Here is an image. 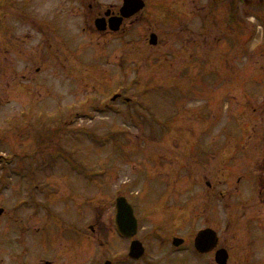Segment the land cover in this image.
Returning a JSON list of instances; mask_svg holds the SVG:
<instances>
[{
    "label": "rangeland",
    "instance_id": "1",
    "mask_svg": "<svg viewBox=\"0 0 264 264\" xmlns=\"http://www.w3.org/2000/svg\"><path fill=\"white\" fill-rule=\"evenodd\" d=\"M26 1L33 7L29 15L39 6L47 19L50 10L65 23L59 32L67 26L72 40L49 52L44 36L23 20L25 0H0V151L6 155L0 160V205L15 217H35L34 199H24L38 185L49 195L54 217H115L116 198L124 195L136 216L145 217L147 231L156 226L150 224L154 217H185L173 227L187 233L212 220L221 244L232 247L230 264H264V92L256 72L264 61L261 33L249 43L250 51L259 49L249 56V79L242 81L246 60L240 52L232 57L233 70L208 81L215 90L173 93L167 87L195 85V79L148 81V73H136L149 64L129 65L112 41L89 38L77 0L70 11L66 0ZM223 41L231 45L224 36L218 44ZM116 91L140 107L116 99L108 108ZM182 108L196 119L178 120ZM205 172L213 173V189H207ZM41 190L38 203L44 204ZM46 216L42 207L37 217ZM162 228L160 238L140 235L147 250L138 264H216L215 254L198 257L193 249L171 254ZM100 250L89 253V264L94 254L102 261Z\"/></svg>",
    "mask_w": 264,
    "mask_h": 264
},
{
    "label": "flooded vegetation",
    "instance_id": "2",
    "mask_svg": "<svg viewBox=\"0 0 264 264\" xmlns=\"http://www.w3.org/2000/svg\"><path fill=\"white\" fill-rule=\"evenodd\" d=\"M126 1L77 0L78 4L81 3L85 9L83 15L87 24L83 29L88 31L89 38L104 43L112 41L114 45L119 46L116 48L117 51H124V55L129 58L125 59L129 61V65L133 62H147L148 69L134 71L143 76L148 73V81L158 77L177 78L185 84L187 80L193 78L195 85L192 83L171 85L167 88L173 90V93L178 92L177 89H183L184 92L189 91L196 96L201 95L204 90L211 92L217 87L207 86L208 81L218 77L219 73L222 74L221 71L226 73L227 70H233L235 64L232 62V57L234 58L240 52H242V58L246 60L244 68L240 70L244 78L242 81L249 79L247 74V71L251 70L249 56L253 58L259 50L255 48L250 51V40L254 35L261 33L259 46H264V0H136L143 6L130 15L127 12L132 6L126 9ZM25 3L26 6H21L23 20L32 23L31 25L37 28L39 34L44 36L45 45L50 46L49 52L57 46L59 41H63L68 48V43L72 40L71 33L67 31L69 28L65 26L64 32H59L65 23H58L56 15H52L50 10L45 13L47 19L41 18L42 12L39 6L35 7L33 16L29 15L27 10L33 7L27 5L26 0ZM35 3L39 5L38 0H35ZM65 3L70 11L72 0H66ZM251 14H253L252 18ZM222 36L231 40V45L225 44L227 41L218 44ZM238 39H241L239 45ZM41 42L42 40L39 44ZM259 56L264 59V52H260ZM120 58H122L121 55ZM118 64L121 62H117ZM224 68L227 69L223 70ZM256 72L260 78L259 91L264 92V61L256 66ZM102 73L109 76L110 71L104 69ZM146 87H152V85L149 84ZM154 87L163 88L157 85ZM237 88L244 90L243 86ZM118 91L110 96V102L106 103V106H111V102L113 103L116 99H122L134 107H140L137 99L127 96L123 91L122 93ZM115 95L117 96L114 99ZM144 111L142 110L140 115L147 120ZM184 111L186 110L183 108L179 109V112ZM184 113L178 120L186 122L188 119L192 121L196 119ZM3 158H6L5 152L0 151V160ZM262 163L264 165V157ZM28 166L22 167L21 170L25 171ZM38 168L34 167V181L37 178V171L39 172ZM77 172L85 176V171ZM168 173L172 172L168 170ZM209 177H213V173L205 172L203 179L206 180L207 189H213V183L208 179ZM37 186L35 185L32 191L29 188V196H25L27 199H24L25 202L34 199L35 217H15L13 209L8 210L0 205V264H89V253L96 249H101L103 259L97 262V256L94 254L93 264H138L145 254L139 259L133 257L132 243L140 240L146 253L147 246L140 235L145 233L148 236L160 238L161 227L167 230L163 241L170 245L167 248L172 251L171 254L184 255L187 250L193 249L195 252L192 253L198 257L215 254L214 262L218 264L217 250L226 248L221 244V234L212 220L204 226L201 223L196 224V230L190 229L187 233L181 228L173 227L178 221L185 220V217H154L150 224L155 223L156 226H152L148 231L147 227L141 224V219L145 217H122L121 225L128 232L124 234L118 217H54L50 210L49 195ZM263 189L264 187L262 191ZM40 190L43 191L46 200L44 204L40 203L41 200L38 203ZM42 207L45 208L47 216L37 217ZM206 228L215 230L219 240L213 250L203 253L196 248L195 239L198 232ZM176 238L182 240L179 246L174 244ZM121 242L125 244V247L118 245ZM117 246L120 251L111 254V249ZM226 249L229 254L227 264H230L232 247ZM178 258L182 259V257ZM179 263L184 264V261Z\"/></svg>",
    "mask_w": 264,
    "mask_h": 264
},
{
    "label": "water",
    "instance_id": "3",
    "mask_svg": "<svg viewBox=\"0 0 264 264\" xmlns=\"http://www.w3.org/2000/svg\"><path fill=\"white\" fill-rule=\"evenodd\" d=\"M130 6H132V8L127 12L128 15H130L133 11L141 8L143 5L136 0L131 2L127 0L125 8L128 9ZM116 209V217H118V222L120 223L119 225L122 228L121 230L124 234H128V232H126L121 225V220H123L122 217H136L134 208L125 196L120 195L116 200ZM218 240L219 237L215 230H213L212 228L202 229L197 234V237L195 239V246L200 252H209L217 246ZM181 243V239L176 238L174 240V244L176 246H179ZM144 253L145 248L142 242H140L139 240L134 241L131 247V255L133 257L140 258ZM228 258L229 254L226 248H220L217 250L216 261L219 264H227Z\"/></svg>",
    "mask_w": 264,
    "mask_h": 264
}]
</instances>
